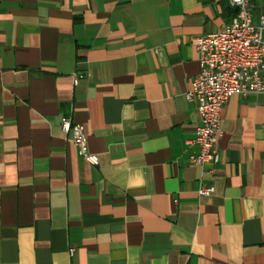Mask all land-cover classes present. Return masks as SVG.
<instances>
[{"label":"crops","instance_id":"1","mask_svg":"<svg viewBox=\"0 0 264 264\" xmlns=\"http://www.w3.org/2000/svg\"><path fill=\"white\" fill-rule=\"evenodd\" d=\"M233 15L228 0H0V264H264V95L229 98L217 164L187 161L193 38Z\"/></svg>","mask_w":264,"mask_h":264},{"label":"built area","instance_id":"2","mask_svg":"<svg viewBox=\"0 0 264 264\" xmlns=\"http://www.w3.org/2000/svg\"><path fill=\"white\" fill-rule=\"evenodd\" d=\"M228 3L234 10L229 23L220 31L193 38L199 73L190 80L185 99L198 113L199 125L194 138L186 144L197 148L188 155L187 161L198 167L219 162L217 144L223 134L221 112L229 98L264 95V14L255 23L251 0H228ZM78 80V76H73L74 84ZM60 127L65 134L71 132L78 155L97 166V156L87 148L85 128L69 120L63 121ZM213 191V186L201 183L197 194L208 197ZM69 252L72 254L73 249Z\"/></svg>","mask_w":264,"mask_h":264}]
</instances>
